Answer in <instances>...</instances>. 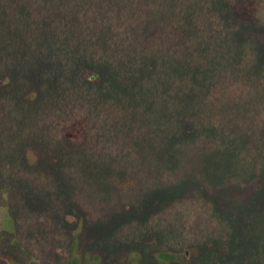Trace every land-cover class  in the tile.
I'll return each instance as SVG.
<instances>
[{
    "label": "rangeland",
    "instance_id": "1",
    "mask_svg": "<svg viewBox=\"0 0 264 264\" xmlns=\"http://www.w3.org/2000/svg\"><path fill=\"white\" fill-rule=\"evenodd\" d=\"M0 264H264V0H0Z\"/></svg>",
    "mask_w": 264,
    "mask_h": 264
},
{
    "label": "trees",
    "instance_id": "2",
    "mask_svg": "<svg viewBox=\"0 0 264 264\" xmlns=\"http://www.w3.org/2000/svg\"><path fill=\"white\" fill-rule=\"evenodd\" d=\"M75 131H76V130H72L71 128H69V129L66 130V134H67L69 137L75 139V137H76V136H75V134H76Z\"/></svg>",
    "mask_w": 264,
    "mask_h": 264
}]
</instances>
